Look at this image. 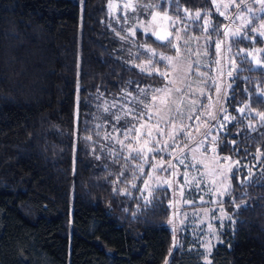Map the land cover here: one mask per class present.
<instances>
[{
    "label": "trees",
    "instance_id": "trees-1",
    "mask_svg": "<svg viewBox=\"0 0 264 264\" xmlns=\"http://www.w3.org/2000/svg\"><path fill=\"white\" fill-rule=\"evenodd\" d=\"M113 1L0 0V264H264V155H257L264 153V127L248 129L233 108L247 104L253 116L264 112L258 102L264 68L238 58L239 78L228 83L225 109L237 119L220 133L218 152L241 167L234 166L225 201L231 220L207 255L198 237L172 230L171 190L145 194L148 166L133 181L127 153L93 131L108 124L94 95L103 93L110 105L124 103L130 92L126 102L135 106L137 82L140 88L165 83L141 68L151 60L167 71L160 56L175 55L142 31L128 35L124 17L111 13ZM180 4L214 17L209 0ZM237 44L264 49L259 38Z\"/></svg>",
    "mask_w": 264,
    "mask_h": 264
},
{
    "label": "snow or ice",
    "instance_id": "snow-or-ice-1",
    "mask_svg": "<svg viewBox=\"0 0 264 264\" xmlns=\"http://www.w3.org/2000/svg\"><path fill=\"white\" fill-rule=\"evenodd\" d=\"M209 2L214 6L213 10L220 16H224L232 23L236 20L240 21V28L232 31L228 25H213L208 19L211 16L210 11L202 13L197 10L195 13H191L188 9L182 7L180 0H161L159 4H141L139 0H125L122 5L109 4V7L121 8L125 21L128 19V13L131 12L133 14V20L139 21L138 26L144 30L145 34L150 33L152 36H155L156 40L164 42L166 46H170L175 50L174 56H160V60L167 61V68L170 69L171 73H175L174 76L170 75L169 71H160L151 60L149 61L148 68H141V71H147L148 75H152L154 70L157 75L164 79L165 83L158 88H152L151 86L140 88L137 82L134 90H138L140 96L144 98L141 99L140 96L134 97L136 101L135 106H129L126 102L132 96L130 92L123 93L124 103L113 100L110 105H108L107 101L103 100V93L94 95L93 97L94 100L101 101L98 107H103V111L108 113V116L104 118L108 121V124H97L93 131L101 140L119 144L120 152H127V155L123 159L127 162H133V167L130 169L133 181L139 179L140 175H144L145 165L152 172L167 171L169 176L176 175L177 164L184 165L186 169L189 167L195 168L197 164L192 162L196 161L195 153L201 149L202 159L198 163L203 165V168L208 169V172L205 173L198 169V178H194L197 191H200L199 184L205 180L206 176L210 177L207 181L209 184L215 185L216 181L214 177L216 176L223 177L221 181L223 183L229 179L226 173H229L233 166L237 168V171L241 167L238 160L231 161L230 157L217 159L218 154H216L214 146L216 144L215 138L209 139L214 129H223L226 123H231L237 119L234 116L230 117L227 109L223 108L221 104V101L226 99L227 90L231 85H226L224 89L225 94L221 95V88L217 85L216 80L209 77L205 72L200 71L198 60L192 61L191 63L184 62L182 47L186 49L189 56L199 57L201 55L199 49L193 50L188 47L190 40H197L198 42V38L186 35L189 28L187 21H191L192 23L199 22L198 26L201 32L207 33L204 36L205 45L207 46L208 42L211 41L215 49V54L221 52V45L226 42L230 34L232 37H237L241 40H254L255 36L248 35L250 32L255 33L259 37H264V16L253 17L251 15L254 10L259 13H264V0H248V2H245V0H239V2L237 0H228L227 3H220L218 0H209ZM173 5V13L169 14L168 9ZM253 5H259V8L254 9ZM138 11L146 12L148 18L146 20H140L139 16L136 15ZM226 11L235 12V19L232 15L226 16ZM181 13H183V18L180 15ZM254 19L256 23H253ZM209 28L217 36L223 37L224 39L213 41L212 34L209 33ZM130 32L131 35L135 36L136 28L130 29ZM146 51L150 52L154 57L157 55L156 51L152 48H147ZM228 51H231V44H228ZM259 51L262 50L254 49L245 52L244 49H239L238 54H243L245 60L251 57V61L257 67L264 68V62L257 55L253 54V52ZM202 54L204 56L208 55L206 48ZM215 63L219 65L220 61L216 60ZM230 64L231 68L226 75L233 80L238 79L239 69L235 66L234 57L230 58ZM220 71L221 74H224L222 69ZM233 72H236L237 75L233 76ZM191 75L200 76L203 79L204 87L208 88L209 85H212V88L209 91L194 90L192 84L188 83V77ZM245 79L248 78L245 77ZM211 92L215 93L216 103L220 105L219 112L223 113V115H213L209 111L213 106ZM232 99L235 100L234 92ZM258 102L264 103V92L259 94ZM85 103L87 105L90 102L86 101ZM233 108L240 116L248 120L246 124L248 129L257 131L258 128L264 127V112H255L253 116L254 110L247 104L239 108H235L233 105ZM121 112H123V115H121ZM202 116L205 117L204 120L201 119ZM93 118L100 119V117L96 116ZM208 118L215 123L209 126L206 131L201 132L200 124L207 123ZM254 118H258L257 124L252 123V119ZM121 121L124 122L121 123ZM237 123L239 122L237 121ZM109 125L110 130H108ZM236 126V124H233V127ZM88 130V128H85V131ZM194 131L196 136H199V139L193 135ZM101 132L105 134L100 136ZM261 135L264 136V133H261ZM85 139L93 144L96 143L92 141L91 136L85 137ZM233 143L235 142L233 141ZM99 146L102 149L109 147L104 144H100ZM169 149L171 151H168ZM176 149H180L179 154H176ZM233 150L236 152L240 151L238 148H234ZM244 151L246 155L249 154L246 150ZM162 152H167L170 158L167 165H165L162 158L159 161L156 160V157ZM109 154L116 156L117 152L114 148H109ZM210 154V165L204 164V160L209 159ZM257 155H264V153H260L258 149ZM173 160H175V163L172 162ZM185 160H189V163L185 164ZM221 161H223V164ZM116 162L119 161L117 160ZM223 165H227V167ZM124 167L127 168V164ZM243 167L248 169L246 178H250L252 176L251 168H248L247 165ZM120 175L124 176V173L121 172ZM152 178V176H148V179ZM125 182H127V177H125ZM184 182L189 183L187 174H184ZM143 183L144 188L148 189L149 185L147 180ZM164 183L171 186V181L165 180ZM132 186L136 187L135 183ZM225 191H227V188ZM148 194L151 195V192ZM236 207L239 208L240 205H236ZM228 219L230 220L231 217L229 216Z\"/></svg>",
    "mask_w": 264,
    "mask_h": 264
},
{
    "label": "rangeland",
    "instance_id": "rangeland-1",
    "mask_svg": "<svg viewBox=\"0 0 264 264\" xmlns=\"http://www.w3.org/2000/svg\"><path fill=\"white\" fill-rule=\"evenodd\" d=\"M125 2V0H114L111 2L112 5H122ZM141 4L148 3L145 0H139ZM220 3H227L228 0H218ZM239 2V0H237ZM245 2H248V0H245ZM254 9H258L259 5H253ZM214 8V6H213ZM111 13L116 17H124V13L121 10V8L117 7H110ZM223 10V9H222ZM214 17L210 16L208 19L211 21V24L213 25H228L232 31H235L236 29L240 28L241 22L236 20L234 23L230 22L228 19H226L224 16H220L217 12H213ZM139 16L140 20H146L147 13L146 12H139L136 14ZM232 15L235 19V12L233 11H226V16ZM253 17L258 16H264V13H259L258 11H255L251 14ZM133 14L131 12L128 13V19L126 21L127 23V33L128 35H131L130 29L136 28V31H142L144 33V30L138 26L139 21L133 20L132 18ZM253 23H256V20H253ZM189 28L187 32V36H193L198 38L197 40H190L188 47L197 50L199 49L201 52V55L199 57L197 56H189L186 49L182 47V52L184 53V62L185 63H191L192 61L198 60L200 64V71L205 72L209 77H212L216 80L217 85L221 88V95H224V89L226 85H229L230 77L226 75V73L230 70L231 64H230V58H235V66L238 58H243V54H238L239 49H244L241 46H238L237 41L241 40L237 37H232L231 34L227 38L226 42L221 45V52L219 54H215V49L211 41L208 42L207 46L205 45L204 36L207 35V33L201 32L200 27L198 26L199 22L192 23L188 22ZM209 33L212 34V40L215 41L217 39H224L223 37L217 36L215 33L212 32V29L209 28ZM146 35H151L150 33ZM249 36H255V39H263L264 37H259L255 33H248ZM152 36V35H151ZM155 38V36H152ZM156 39V38H155ZM242 40H249V39H242ZM158 41V40H157ZM252 41V40H249ZM161 42V41H159ZM164 43V42H162ZM181 44L183 45V42L181 41ZM228 44H231V51H228ZM207 50L208 55L204 56L202 53L203 51ZM254 49H260L262 51L259 52H253L254 55H257L258 58L261 60L262 54L264 53L263 48H248L244 49L245 52L252 51ZM174 56V55H173ZM244 59V58H243ZM216 60H219L220 63L217 65L215 63ZM247 60L251 61V57H249ZM167 63V61H166ZM254 63V62H253ZM255 64V63H254ZM210 66V67H208ZM156 67H159L156 64ZM224 74H221V70ZM154 71V70H153ZM167 71L170 72V75H175V73H171L170 69ZM188 83L192 84V87L194 90H204L209 91V89L212 88V85H209L208 88L204 87L203 79L198 75H191L188 77ZM182 86V85H178ZM229 89V88H228ZM212 95V107L209 109V111L213 115H223V113L219 112V107L216 103V96L214 92L210 93ZM228 94V90L226 93V97ZM225 101H221V104L223 108H225ZM202 120L205 119L204 116L201 117ZM214 121H211L210 118H208L207 123H201L200 124V131L204 132L207 130L209 126L214 124ZM229 123H226V126L223 129H214L212 132V136L209 138L210 140L214 137L216 144V154L217 159H220L222 156L218 152V138L222 131H224ZM193 135L196 136L195 131L193 132ZM197 139H199V136H196ZM114 143V142H113ZM118 145L119 144H115ZM120 149V146H119ZM168 151H171L169 149ZM126 152V151H125ZM180 149H176V154H179ZM202 149L197 151L195 153L196 155V161H193L192 163H196L197 167L192 168H185L184 165L177 164L176 165V175L175 176H169L167 171H156L152 172L149 169L148 175L145 180L148 182V189L144 188V183L142 187V191L145 192L149 196V192L151 194L158 188H169L172 192V199H171V228L174 231V233L178 232H190V235L193 236V238L198 237L199 242H204V250L207 253V255L210 254L212 245L217 241L218 237V231L221 232L225 228L226 224L231 220L228 219V217H231V213L228 211L227 205L225 204V201L227 199V196L230 192V177L231 173L234 169V166L231 168V171L229 173H226L228 175L229 179L225 182H221L223 180V177L216 176L214 177L216 183L215 185L209 184L207 181L210 179V177L206 176L205 180L202 181L199 184L200 191H197L195 179L198 178V169L204 171L205 173L208 172V169L203 168V165L199 164L198 162L202 159L201 155ZM127 153V152H126ZM163 159L165 165L169 162V156L167 152L160 153L156 160L159 161L160 159ZM190 160V157H189ZM189 160H185V164L189 163ZM211 160V154L209 155V159L204 160V164L210 165ZM232 161V160H231ZM175 163V160L172 161ZM223 164V161H221ZM224 167H227V165H223ZM184 174H187L189 183L184 182ZM148 176H152V179H148ZM144 180V181H145ZM165 180L171 181V186L164 183ZM230 185V187H229ZM227 188V191L225 189ZM202 197V199H201ZM187 201V202H186ZM210 226V227H209ZM207 262H210V256L206 259Z\"/></svg>",
    "mask_w": 264,
    "mask_h": 264
}]
</instances>
